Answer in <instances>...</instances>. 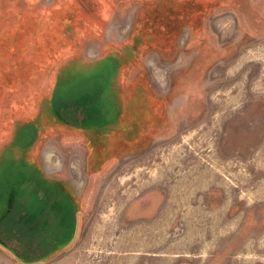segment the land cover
Returning <instances> with one entry per match:
<instances>
[{
    "label": "rangeland",
    "instance_id": "obj_1",
    "mask_svg": "<svg viewBox=\"0 0 264 264\" xmlns=\"http://www.w3.org/2000/svg\"><path fill=\"white\" fill-rule=\"evenodd\" d=\"M67 2L0 0V191L40 175L72 221L0 215V264H264V0H87L102 22L54 46Z\"/></svg>",
    "mask_w": 264,
    "mask_h": 264
},
{
    "label": "trees",
    "instance_id": "obj_2",
    "mask_svg": "<svg viewBox=\"0 0 264 264\" xmlns=\"http://www.w3.org/2000/svg\"><path fill=\"white\" fill-rule=\"evenodd\" d=\"M77 1L78 2H67L64 5H58L57 8H54V10L52 9L53 11L52 24L55 27L54 36H52V43L54 46L58 44L57 40L65 41V44L68 40V43L66 45H70V44L76 45L77 40L75 39V37L77 34V30L79 29L80 26H82L83 24L89 25L91 23L98 24L102 22L99 16V11H100L99 2H87V0H77ZM159 1H162V0H159ZM156 4H163V2H142L141 4L142 12L145 9H147L149 6L156 5ZM146 25H147V22L143 21L142 26H146ZM57 35H60V36H57ZM136 39L137 41L134 40L128 44L123 45L124 49L128 51L131 56H134V53L141 46L150 47V48L153 46L151 45V42L144 43V44L141 43L139 36H137ZM157 45L158 44L154 45L155 48L157 47ZM118 48L119 47L110 48L107 51H105L104 55L105 54L106 55H116L118 52ZM52 53H54V51H52ZM46 54L44 55L43 58L46 57ZM75 54H78V53H75ZM61 66L62 64L60 65V67ZM76 82L77 80L71 81L70 86H73V85L75 86ZM59 85H60V82H59V77H58L55 82L54 90L50 98L49 104H52L53 110L55 109L54 111L55 119L60 122V121L68 120L69 117H68L67 110L65 108L60 107L62 104L59 101V96H57V90L59 88ZM92 95H94L92 91H86V92H83L80 96L71 97V99L73 98L71 102L73 106V112L77 114L79 113L87 114V111H86L87 107L85 105L84 99ZM22 163L24 164L23 161ZM5 171H7V169ZM39 179L41 181V184L38 183ZM34 184L37 186V188H39L40 186L42 188L49 186L46 180L42 178L40 175L37 176V179H33V180L30 176H26L22 179H19V180L17 179L16 182L13 181L12 184H9L6 191L5 190L0 191V194L2 195V197H4L2 205H4L5 200L8 201L7 203H5V207L3 206V208L0 210V215L6 216L7 214L9 215L11 214L13 215V218L16 219L15 221H17L19 217L20 218L22 217V219H20L21 220L20 223H22V220H23L24 222L23 224L28 226L31 223L32 225V227L28 229L29 233L26 234V237L31 238L33 236L35 237L40 236L39 237L40 239L42 238L41 232H37L36 234H33V232H35L33 230H35V227L37 226L36 225L37 222L34 221L33 216H32L33 214H35V210L36 212H38L36 207H34V205L30 203H23V206L19 205V200L21 198L20 195L24 193L23 191L25 192L31 191ZM34 191H36V188H34ZM34 191L32 192V195ZM46 206H47V203L43 205V208L39 210V213H45ZM6 209L8 210L7 212L4 211ZM41 229L43 230L42 227ZM38 233H40V235H37Z\"/></svg>",
    "mask_w": 264,
    "mask_h": 264
},
{
    "label": "flooded vegetation",
    "instance_id": "obj_3",
    "mask_svg": "<svg viewBox=\"0 0 264 264\" xmlns=\"http://www.w3.org/2000/svg\"><path fill=\"white\" fill-rule=\"evenodd\" d=\"M53 189V188H52ZM51 189L50 186L48 187H43L40 191L42 193L37 194L38 197L35 199V197L32 199V201L30 202V204H33L34 207H36L37 211L35 210V214H33V219L34 221H36V225L40 226V227H45V225L48 224V222L52 221V225L55 224L56 226V222L58 224H61V226H64L63 229H70L72 227V221L71 218L69 216V208H67L62 202H60L58 199L54 198V192ZM56 203L55 206H52V203ZM47 203V206L45 208V213H39V210L43 208V205ZM68 211V212H67ZM23 213V212H22ZM21 213V214H22ZM18 219V217H17ZM22 219V217L17 220V222H20ZM16 220V219H15ZM22 223L23 220H22ZM30 227H32L31 223L29 224ZM67 230H64L61 238L57 237L56 241H52L51 242H39V245H42L44 247L48 246V244H50V249H55L56 246H61L64 243L67 242ZM49 249V250H50Z\"/></svg>",
    "mask_w": 264,
    "mask_h": 264
}]
</instances>
